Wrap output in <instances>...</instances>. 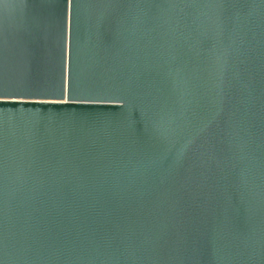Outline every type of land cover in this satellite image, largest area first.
Instances as JSON below:
<instances>
[{"label":"water","instance_id":"water-1","mask_svg":"<svg viewBox=\"0 0 264 264\" xmlns=\"http://www.w3.org/2000/svg\"><path fill=\"white\" fill-rule=\"evenodd\" d=\"M0 264H264V0H0Z\"/></svg>","mask_w":264,"mask_h":264}]
</instances>
